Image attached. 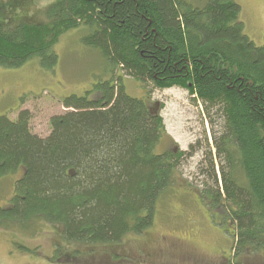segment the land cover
I'll list each match as a JSON object with an SVG mask.
<instances>
[{
  "label": "trees",
  "instance_id": "16d2710c",
  "mask_svg": "<svg viewBox=\"0 0 264 264\" xmlns=\"http://www.w3.org/2000/svg\"><path fill=\"white\" fill-rule=\"evenodd\" d=\"M39 13L41 21L8 22L0 15V67L17 69L38 57L52 68L53 47L84 25V45L118 76L83 96L61 98L46 89L24 94L0 116V181L22 172L14 197L0 206V228L56 226L62 245H75L58 261L82 264L92 247L118 248L153 225L159 198L202 145L158 153L163 120L126 93L122 80L129 77L148 92L183 88L203 105L211 140L206 133L200 172L207 183L199 195L209 211L223 208L233 223L236 260L258 255L264 264V46L245 34L240 5L55 0Z\"/></svg>",
  "mask_w": 264,
  "mask_h": 264
},
{
  "label": "rangeland",
  "instance_id": "374dc122",
  "mask_svg": "<svg viewBox=\"0 0 264 264\" xmlns=\"http://www.w3.org/2000/svg\"><path fill=\"white\" fill-rule=\"evenodd\" d=\"M235 2L242 8L245 34L257 46H264V0ZM53 3L55 0H0V15L8 22H18L19 18L41 21L39 11ZM6 21L3 22L8 25ZM87 34L84 25L65 33L53 47L58 59L52 68L42 65L38 57L17 69L0 67V116L16 109L27 93L40 94L46 89L61 98L83 96L96 84L113 83L118 74L99 51L84 45ZM122 81L130 97L143 99L148 109L162 118L165 133L158 153L173 149L187 152L197 143L202 148L182 164L174 187L159 198L149 229L126 236L118 248L108 244L88 247L90 253L81 259L82 264H248L246 259L251 264H261L258 261L262 260L256 259L258 255L245 254L243 259L238 257L239 262L236 260V245L230 234L233 223L224 216L223 208L209 211L199 195L198 190L207 183L200 171L205 147L211 140L203 105L180 87L150 88L148 92L132 78L124 77ZM206 133L209 142L205 140ZM21 175L18 171L0 181L1 207H6L14 197V182ZM58 231V227L44 221L35 224L30 232L15 226L1 227L0 264H61L58 259L69 249L74 251L75 245H62ZM57 243L59 252L55 249ZM21 246L32 251H24ZM87 249L80 247L82 251ZM116 254L126 256L127 262Z\"/></svg>",
  "mask_w": 264,
  "mask_h": 264
}]
</instances>
